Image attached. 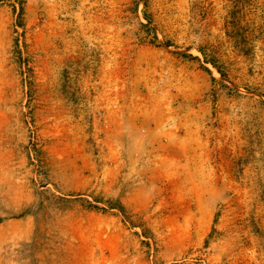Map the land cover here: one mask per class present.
I'll return each instance as SVG.
<instances>
[{
  "label": "rangeland",
  "instance_id": "1",
  "mask_svg": "<svg viewBox=\"0 0 264 264\" xmlns=\"http://www.w3.org/2000/svg\"><path fill=\"white\" fill-rule=\"evenodd\" d=\"M0 264H264V0H0Z\"/></svg>",
  "mask_w": 264,
  "mask_h": 264
},
{
  "label": "trees",
  "instance_id": "2",
  "mask_svg": "<svg viewBox=\"0 0 264 264\" xmlns=\"http://www.w3.org/2000/svg\"><path fill=\"white\" fill-rule=\"evenodd\" d=\"M108 205H109V206H111V207L113 206V204H112V203H108ZM116 209H118L119 211H122V208H121V206H118V205H117V206H116Z\"/></svg>",
  "mask_w": 264,
  "mask_h": 264
}]
</instances>
